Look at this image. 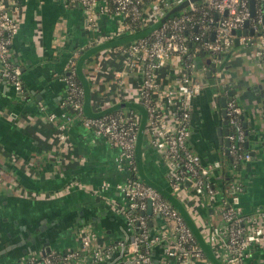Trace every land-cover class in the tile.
Returning a JSON list of instances; mask_svg holds the SVG:
<instances>
[{
	"label": "crops",
	"instance_id": "0c3cea01",
	"mask_svg": "<svg viewBox=\"0 0 264 264\" xmlns=\"http://www.w3.org/2000/svg\"><path fill=\"white\" fill-rule=\"evenodd\" d=\"M13 1L11 12L20 30L12 40L10 58L22 71L28 99L20 98L12 86L0 80V239L16 219L22 224H35L44 214H54L59 220H67L55 248L75 247L76 230L88 228L100 235L97 246L106 247L118 240L127 243L118 247L113 261L87 264H131L129 241L133 234L121 210L123 196L116 189L129 173L117 168L119 149L97 137L77 118L67 123V139L61 141L58 137L57 124L64 119L61 115L74 116L65 102L68 85L63 75L71 73L69 64L75 56L74 76L84 87L85 115L115 111L127 104L140 116L135 150L139 176L165 197L177 200L178 207L174 205L206 254L192 264H215L216 260L226 264L225 233L214 242L209 240L213 227H224L221 200L218 196L197 195L190 184L182 195L172 194L166 162L152 145L147 123L144 124L146 109L138 97L140 74L130 72L123 98L117 94L115 72L120 68V57L99 46L105 41H98L129 34L122 32V19L104 12L93 25L75 0ZM209 59L207 53L196 57L197 66L191 72L204 87L193 100L188 148L210 168L213 181L219 185L222 174L212 167L227 155L218 135L224 121L222 104L224 98H235L242 109L245 148L252 158L229 170L243 186L235 203L245 215V225L252 229L264 225V52L259 56L255 46L235 44L222 54L223 62L210 78L206 74ZM181 69L180 59L174 57L157 72L158 89L154 95L161 104L167 88L178 86ZM50 113L57 115L55 123L48 120ZM250 253L247 264H264V240ZM153 254L154 264H161L165 258L163 245L156 246ZM18 259L2 264H17Z\"/></svg>",
	"mask_w": 264,
	"mask_h": 264
},
{
	"label": "built area",
	"instance_id": "2783aa9c",
	"mask_svg": "<svg viewBox=\"0 0 264 264\" xmlns=\"http://www.w3.org/2000/svg\"><path fill=\"white\" fill-rule=\"evenodd\" d=\"M95 25L100 14L106 12L122 19V32L134 33L160 20L174 7L187 2L183 10L161 22L148 35L110 47L108 50L120 57V68L115 72L116 91L123 98V87L130 72L140 74L138 97L147 112L146 128L151 143L163 155L167 166V179L173 195H182L190 184L197 195L218 196L221 200V216L224 227H213L209 236L214 242L222 232L227 237L223 259L226 264H247L251 248L264 240V225L249 229L245 215L235 203L243 186L235 179L228 185L230 199L220 197L218 185L211 177L210 168L188 148L191 133L193 100L201 94L204 84L194 79L191 72L196 68L195 58L204 52L216 66L222 64V54L239 44L255 46L257 55L264 52V0H254L255 15L251 14V0H75ZM13 0H0V80L6 81L25 100L28 92L23 83L22 71L10 58V46L20 30V24L11 12ZM248 23V26H246ZM142 26L141 29L137 27ZM241 31V35L237 34ZM246 33H243V32ZM214 34V38L212 37ZM104 39V40H103ZM102 43L108 39L103 38ZM110 39V38H109ZM112 39V38H111ZM195 44L192 49L191 46ZM174 57L181 61L182 74L176 88H167L165 101L158 102L154 93L158 89L157 72ZM69 75H63L68 85L71 112L63 113V121L57 124L58 137L67 139V123L72 118L106 139L119 149L116 158L118 170L127 171L128 179L116 185L124 202L122 211L132 239L129 241L131 264H154V249L163 245L165 258L161 264H192L204 258V251L179 209L162 192L143 181L139 176L135 150L137 146L140 116L133 108L120 107L101 116H88L84 112V87L77 81L76 57L69 64ZM164 103V104H163ZM229 124V154L231 169L239 168L252 156L244 151L246 132L241 120L242 109L235 98L226 103ZM41 110L44 106L41 105ZM171 113V115L169 114ZM50 122L57 115L50 113ZM222 161L212 169L221 172ZM222 180V176H221ZM188 184V185H187ZM149 202L152 212L149 214ZM264 216V213H263ZM156 218V219H155ZM157 225H156V224ZM75 232L78 242L70 249L51 248L43 253H31L17 264H87L105 263L114 259L119 246L127 242L117 241L101 247L100 235L88 228Z\"/></svg>",
	"mask_w": 264,
	"mask_h": 264
},
{
	"label": "flooded vegetation",
	"instance_id": "af4514ba",
	"mask_svg": "<svg viewBox=\"0 0 264 264\" xmlns=\"http://www.w3.org/2000/svg\"><path fill=\"white\" fill-rule=\"evenodd\" d=\"M54 214H44L34 224V227L29 226L30 222L22 224L16 219L10 230L4 232L1 236L0 251L6 250L5 253H0V264L2 262L11 261L14 259L23 258L34 251H41L49 246L53 248L55 243L60 241L62 233L66 229V218H55ZM32 231L31 235L27 233L26 228ZM0 241V242H1ZM49 242V245L44 246ZM9 249V250H8Z\"/></svg>",
	"mask_w": 264,
	"mask_h": 264
},
{
	"label": "water",
	"instance_id": "95a60500",
	"mask_svg": "<svg viewBox=\"0 0 264 264\" xmlns=\"http://www.w3.org/2000/svg\"><path fill=\"white\" fill-rule=\"evenodd\" d=\"M193 1H201V0H193ZM188 5L187 2H184V3H181L180 5L172 8L163 18L162 20H160L159 22L147 27V28H144V29H141L137 32H134V33H129L125 36H121V37H118V38H114V39H111V40H108V41H105V43H102L101 45L99 46H102L104 48H110V47H115V46H118V45H121V44H125V43H129V42H132L134 40H136L137 38H140V37H143L145 35H148L150 32H152V30L154 28H156L161 22H163L164 20H166L168 17H170L172 14L174 13H177L181 10H183L184 8H186ZM251 14L252 16L255 15V9H254V0H251ZM246 26H248V23H246ZM241 31H237V34L240 36L241 35ZM243 33H246L245 31ZM214 38V34L212 36ZM235 44L238 45L239 44V40L238 38L235 40ZM208 64L210 65V68L206 70V74H207V77L210 78L211 75H212V72L215 70L216 68V64L211 62V60L209 59L208 60ZM16 92V91H15ZM17 93V92H16ZM18 96L20 98H22L20 96L19 93H17ZM23 100H25L24 98H22ZM226 98H224V101H223V110H222V116L224 118V121H223V125L221 127L218 128V135H219V141H220V144L222 146L225 147L226 149V154H229V145H230V141H229V138H228V134H229V124H228V119H227V109H226ZM121 107H128L130 108L131 106L127 105V104H122ZM114 109H109V110H106V111H103L97 115H94V117H97V116H101L103 114H106V113H109V112H112ZM146 112V110H145ZM146 115H147V112H146ZM147 123V119L146 121L144 122V124ZM145 127V125H144ZM137 143H138V138H137ZM246 146H247V142H246ZM149 184V183H148ZM151 185V183H150ZM168 200H170L173 204H175L177 207H178V202L177 200L171 196L170 197H166ZM152 212V206H151V202H149V209H148V213L150 214ZM186 218H188L186 216ZM188 220V219H187ZM29 226L31 228L34 227V224L33 223H30ZM26 230H27V233H29L31 235L32 231H30L29 229H27V227H25ZM46 245H49V242L45 243L44 246ZM45 249V247H44ZM42 250V253L45 254L46 252L50 251V247L48 246L46 248V251L45 250ZM9 250V249H8ZM6 250H3V251H0V253H5ZM110 261H113V260H110ZM215 264H223V261H214ZM127 262H123L122 264H126ZM111 264V263H110Z\"/></svg>",
	"mask_w": 264,
	"mask_h": 264
},
{
	"label": "trees",
	"instance_id": "16d2710c",
	"mask_svg": "<svg viewBox=\"0 0 264 264\" xmlns=\"http://www.w3.org/2000/svg\"><path fill=\"white\" fill-rule=\"evenodd\" d=\"M174 14H172L171 16H174ZM142 26L137 27V29H141ZM195 47V44H193L191 46V48L193 49ZM205 53V52H204ZM244 151H246L245 145H244ZM224 160L223 162V168L221 169V174H222V181L221 183L217 186L219 188V193H220V197L222 199H230L229 196V191H228V185L234 181L233 176L230 173V164L233 161V158L230 154H227L226 156H224ZM227 166V167H226ZM204 256H206V254L204 253Z\"/></svg>",
	"mask_w": 264,
	"mask_h": 264
},
{
	"label": "rangeland",
	"instance_id": "374dc122",
	"mask_svg": "<svg viewBox=\"0 0 264 264\" xmlns=\"http://www.w3.org/2000/svg\"><path fill=\"white\" fill-rule=\"evenodd\" d=\"M207 56V55H206ZM32 253H37L36 251L32 252Z\"/></svg>",
	"mask_w": 264,
	"mask_h": 264
}]
</instances>
